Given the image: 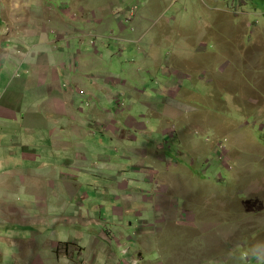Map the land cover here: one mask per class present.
<instances>
[{
	"label": "rangeland",
	"instance_id": "rangeland-1",
	"mask_svg": "<svg viewBox=\"0 0 264 264\" xmlns=\"http://www.w3.org/2000/svg\"><path fill=\"white\" fill-rule=\"evenodd\" d=\"M66 1L0 0V16L31 33L29 47L42 60L49 35L59 53L77 51L75 41L51 34L53 25L69 34L61 25ZM75 7L85 32L76 109L79 122L83 111L90 118L80 129L89 136L84 146L37 148L49 162L26 175L48 196L41 198L55 208L52 217L70 219L52 240L81 246L67 245L71 254L62 246L50 263L67 264L60 260L67 254L72 264H264V0H83ZM95 15L105 19L100 34L91 32ZM222 137L229 140L219 148ZM72 175L88 179L77 198ZM12 260L6 252L0 263Z\"/></svg>",
	"mask_w": 264,
	"mask_h": 264
},
{
	"label": "crops",
	"instance_id": "crops-1",
	"mask_svg": "<svg viewBox=\"0 0 264 264\" xmlns=\"http://www.w3.org/2000/svg\"><path fill=\"white\" fill-rule=\"evenodd\" d=\"M68 1L63 6L65 17L63 16L64 21L62 20L63 24L61 25L62 27L65 24L68 25L69 34L64 28L61 32L56 31L53 28L54 25L51 34L56 33L57 38L61 39L63 44L68 43L72 46V41H75L78 47H84L85 43L81 41L80 37L84 36L85 32L80 29L82 20L79 21L75 7L82 5L83 0ZM53 7L48 6L52 11L50 15L56 11ZM7 9L10 10L9 7ZM1 20L0 243H7L8 246L4 249L0 246V259L5 256L6 252H11L13 257L11 263L14 262L13 264H51V258L48 256L55 254L57 258H60L61 255L58 256L57 253L62 249V246L66 245L64 251L71 254L72 248L67 250V245L73 247L75 244L77 246L80 244L78 240L73 242L68 240V243L59 242L60 244L57 245L58 242L52 240L51 235L56 234L57 229L64 227V222L69 223L70 219L64 217L60 220L59 217H52L55 208L50 206V202L46 203L41 198L48 196H40L26 175L30 174L32 170H43V165L49 162L42 155L37 154V148L41 152L43 147L50 144L54 145L55 149L85 145L89 134L80 132V129L85 118H90L83 111L84 117L79 122L77 115L79 110L76 109L78 97L75 94L76 89H80L82 83L75 66L80 55H83V51L77 47V51L75 48H70L69 52L65 50L64 53H59L55 47L56 40H51L49 35L45 40L47 41V45L44 47L45 57L42 60L39 58L37 60V51L29 47V44L34 41L31 33L27 29H18V25L15 28L7 26L3 16ZM104 23L105 19L102 15L93 16L90 25L94 31L91 32L93 34L102 33L99 28ZM20 32H29V34H26L24 38ZM52 53L57 54L54 56ZM191 81L189 78L184 80V89L187 90V93L192 94ZM70 111L73 112L70 113ZM172 113H174L173 109ZM156 114L158 115L157 112ZM165 116L170 117L171 115ZM112 123L115 124L114 122H103L102 127L110 126ZM256 123L258 124L257 120ZM148 129L149 127H146L147 131ZM262 130H264V126H262ZM157 131L159 130H151L154 135ZM124 139H126L125 136ZM69 140H74V142H69ZM261 143L258 142V144ZM4 149L6 153L2 155ZM18 149H22L23 154L19 153ZM88 164H94L93 159L87 158L86 165ZM93 170L89 171V175H92ZM22 172L24 176H22ZM86 180H88L87 177L81 180L76 176H71L69 187L74 198H77L78 192ZM56 192L57 190L54 189L51 193V196L55 198L52 201L54 206L59 203L54 194ZM20 197L27 202H21ZM17 227L19 232L9 233L11 228L15 231ZM104 233L95 230V235L105 237ZM105 238L110 240L108 237ZM64 257L60 260L72 264L73 261L68 259L71 258V255L66 256L67 260ZM16 260H18L17 263H15ZM114 263L117 264L116 261ZM119 264H124V262Z\"/></svg>",
	"mask_w": 264,
	"mask_h": 264
},
{
	"label": "clouds",
	"instance_id": "clouds-1",
	"mask_svg": "<svg viewBox=\"0 0 264 264\" xmlns=\"http://www.w3.org/2000/svg\"><path fill=\"white\" fill-rule=\"evenodd\" d=\"M136 13H137V7L136 8H132L130 11H129V19L128 21L132 20L135 16H136ZM124 25H126L124 22H123ZM127 27H130L128 25H126ZM90 39V38H88ZM229 140V138H226V139H223V137L221 139H219V148H223L224 147V143H225V147L227 146V141ZM224 159V156H220V160L222 161Z\"/></svg>",
	"mask_w": 264,
	"mask_h": 264
}]
</instances>
